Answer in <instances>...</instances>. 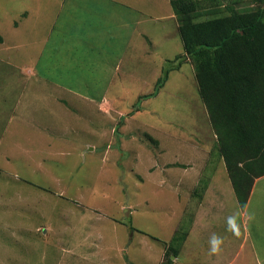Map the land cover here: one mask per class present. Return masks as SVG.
<instances>
[{"label": "rangeland", "instance_id": "374dc122", "mask_svg": "<svg viewBox=\"0 0 264 264\" xmlns=\"http://www.w3.org/2000/svg\"><path fill=\"white\" fill-rule=\"evenodd\" d=\"M58 1L0 0V264H15L14 253L44 249L52 257L47 264H70L62 250L73 247L84 252L73 264L110 258L116 264H164L167 257L172 264H224L241 245L238 263L264 264V177L246 208L240 207L217 154L192 61L171 72L156 97L137 103L154 91L167 61L183 54L177 17L168 19L162 4L153 7L158 12L152 18L166 14L167 20L152 21L155 46L111 49L109 32L93 31L87 37L97 40L93 46L74 47L60 33L53 37L55 47L45 41L39 58L40 49L27 45L51 36L44 21L58 11ZM219 1L220 7L197 13L195 21L264 5ZM25 8L44 16L31 37L12 30ZM18 92H27L19 110ZM12 115L14 123L8 122ZM206 200L215 203L201 218L202 238L188 240L193 255L181 244L174 257L170 240L189 233ZM237 213L238 237L226 222ZM48 228L53 231L47 237ZM213 233L224 240L222 254L209 255ZM94 246L102 249L100 258H88Z\"/></svg>", "mask_w": 264, "mask_h": 264}, {"label": "trees", "instance_id": "16d2710c", "mask_svg": "<svg viewBox=\"0 0 264 264\" xmlns=\"http://www.w3.org/2000/svg\"><path fill=\"white\" fill-rule=\"evenodd\" d=\"M205 1L208 4L170 0L179 20L183 54L167 61L154 91L139 97L137 103L156 97L169 74L191 60L199 95L217 137V154L238 204L244 207L253 181L264 176V5L255 12L233 11L195 21L197 13L220 7L219 0ZM186 236L171 239L168 250L174 257ZM164 264H172L171 257Z\"/></svg>", "mask_w": 264, "mask_h": 264}, {"label": "crops", "instance_id": "0c3cea01", "mask_svg": "<svg viewBox=\"0 0 264 264\" xmlns=\"http://www.w3.org/2000/svg\"><path fill=\"white\" fill-rule=\"evenodd\" d=\"M79 3H80V0H59L57 3L58 11L56 10L54 13H51L49 17L47 16V18L44 21V25H45L44 31L46 33H50L51 36L48 37V35L45 34L43 39L39 40L38 38L36 39L34 35L33 38H35L36 40H39V43L36 44L35 43L36 40L33 39L34 41L33 44L27 45L32 48L35 47V49H40L38 50L39 58L44 53H46L45 52L46 48L44 47L45 41H46V46H48L51 43V46L55 47L53 43V37L56 36L60 38V33H61L62 42L64 41L75 42L74 47L80 45L79 42H81V44H86L87 46H93L94 42H96L97 40L87 39V37H89V33L93 31H97V32L108 31L109 35H108L107 40L109 41L110 44L106 46L110 47L111 49L112 47L131 49L134 47L135 43H137L138 47H143L144 46L143 43L145 44L151 43L152 46H155L154 45L155 40H154V37H152L151 32L156 28V24L155 22H152V21L161 19V22H163L166 20V16H165L166 14H161L159 16V19L157 18V16L156 18H152L154 14L158 12V9H153V7L158 8V6L160 7V5L162 4L163 7L165 6L164 13L166 11L169 12L168 13L169 15L167 16L168 19L174 20L176 17L172 11L170 0H88V3L85 6H83L85 8H79L78 6ZM115 6L117 10L115 11L109 10V8L115 7ZM31 10L32 9H29V8L27 10L26 8L22 10L20 14L22 16V19L19 21L20 23L17 26L14 25L12 29L14 32L18 30L21 31V29H24L22 34H24V32L29 31V36H30V32L32 30H37L36 25H40L42 20H44L43 18L42 19L40 18L43 15L41 14L34 15L31 13ZM12 20H14V18ZM19 32L17 35H20ZM96 45H101V44L98 43ZM53 49L54 48H52V50ZM3 61H4V54H2V51H0V65L1 63H3ZM35 62H36V58H35ZM34 64L35 65L30 68V73L33 74L32 79H36L38 75L40 74V71L38 67L36 66V63ZM0 70H1V66H0ZM26 94L27 92H25L24 94L22 92L17 93L18 100H17V103L14 109L17 108L19 110L21 108L22 95H26ZM15 120H16V116L12 115L9 117L8 122L14 123ZM258 179L254 180L255 183H253L251 187L250 194L245 203V206L242 207L243 209L246 208L249 202L250 195ZM211 188H212L211 185L207 187L206 194L211 193V190H212ZM214 203L215 201L208 202V200H206L204 202V205L199 206L200 211L196 215L195 221H193L192 227L189 229V233L187 234L186 239L182 243V245H184L183 246L184 250L188 249L187 243L190 237H192L193 240L202 238V234L199 233L200 231L199 228L204 227L202 226L203 219L201 218L204 216L205 213L207 215L208 213L207 207L208 206L212 207ZM202 209H204V211ZM200 213H202V215L199 216ZM52 231L53 230L51 228H48L46 236L48 237L49 233H51ZM55 236H56L55 234H52V237H55ZM205 238H209V237L206 236ZM44 239L46 238H43L42 240ZM70 239L71 238H69V240ZM92 240L94 242L96 241L95 239H92ZM96 243L97 242H95V244ZM243 246L244 245H241V248H239V250L236 252L234 257L230 259L229 261L227 260L226 263L224 264H240L238 262L240 261V258L243 254V249H244ZM78 247H81V244ZM97 247L98 246H94L93 249L87 250V252H90L92 253L91 255H93V256H88V258H100L102 249L97 248ZM79 249L81 248L73 247V248H66L62 250V252H65L66 255H69V258L71 260L70 262H72L70 264H73V259L77 260V262L83 259L84 252ZM220 254H222V251L220 252ZM188 255L189 256L193 255L192 251H190L189 249H188ZM50 257H51V254L49 255L46 249L42 251L41 250H30L28 252L14 253L13 261L15 262V264H47V261L50 259ZM3 261L4 263L2 264H7L5 263L7 262V260H2V262ZM98 262L99 263H92V264H116L113 258L112 260L111 258L105 259V260L102 259Z\"/></svg>", "mask_w": 264, "mask_h": 264}, {"label": "clouds", "instance_id": "9594fccd", "mask_svg": "<svg viewBox=\"0 0 264 264\" xmlns=\"http://www.w3.org/2000/svg\"><path fill=\"white\" fill-rule=\"evenodd\" d=\"M240 213H237L235 215L229 216L227 218V230L232 232L234 236L240 235V225L238 223V216ZM249 220L254 219V216L249 215ZM224 243V240L221 236H218L217 234L213 233L209 239V255H219L222 251V245Z\"/></svg>", "mask_w": 264, "mask_h": 264}]
</instances>
